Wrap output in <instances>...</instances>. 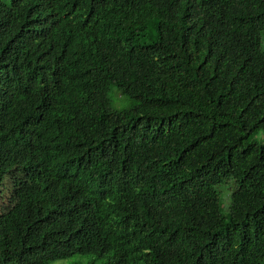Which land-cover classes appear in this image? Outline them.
<instances>
[{
	"label": "trees",
	"instance_id": "obj_1",
	"mask_svg": "<svg viewBox=\"0 0 264 264\" xmlns=\"http://www.w3.org/2000/svg\"><path fill=\"white\" fill-rule=\"evenodd\" d=\"M263 39L264 0L0 3V264H264Z\"/></svg>",
	"mask_w": 264,
	"mask_h": 264
},
{
	"label": "rangeland",
	"instance_id": "obj_2",
	"mask_svg": "<svg viewBox=\"0 0 264 264\" xmlns=\"http://www.w3.org/2000/svg\"><path fill=\"white\" fill-rule=\"evenodd\" d=\"M6 1H10V0H6ZM263 46H264V39H263ZM110 97L112 99L113 102V107L115 109H121V108H127L129 106L132 105V100L129 99V97L124 96L123 94H121L120 90L117 87H113L111 92H110ZM258 141L264 142V133H261L260 135H258L257 137ZM20 183H22L21 177H18ZM15 181L10 178V177H6L3 180L2 185H0V214H2L5 210L8 209V207L11 205V195L12 192H14V187H15ZM223 191V194H225L227 187L224 186L221 189ZM225 203V207L228 205L229 201L228 198H226L224 200ZM264 258V256L259 255L256 252H250L247 255V259L249 260H259ZM88 258H82L80 261L82 264H88L89 263ZM78 260V257H74L72 259H67V260H58V261H54L51 264H73L74 262H80ZM79 263V264H81Z\"/></svg>",
	"mask_w": 264,
	"mask_h": 264
},
{
	"label": "clouds",
	"instance_id": "obj_3",
	"mask_svg": "<svg viewBox=\"0 0 264 264\" xmlns=\"http://www.w3.org/2000/svg\"><path fill=\"white\" fill-rule=\"evenodd\" d=\"M11 2V0L10 1H6V0H0V3L1 4H3L4 5V3H6V4H8V3H10ZM14 2H15V0H14ZM9 177V176H8ZM11 178V177H10ZM24 181V180H23ZM3 183V182H2ZM2 185V184H1Z\"/></svg>",
	"mask_w": 264,
	"mask_h": 264
}]
</instances>
